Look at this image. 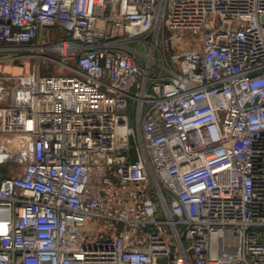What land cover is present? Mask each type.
I'll return each mask as SVG.
<instances>
[{
    "label": "built area",
    "instance_id": "2783aa9c",
    "mask_svg": "<svg viewBox=\"0 0 264 264\" xmlns=\"http://www.w3.org/2000/svg\"><path fill=\"white\" fill-rule=\"evenodd\" d=\"M0 53V264H264V0H0Z\"/></svg>",
    "mask_w": 264,
    "mask_h": 264
},
{
    "label": "rangeland",
    "instance_id": "374dc122",
    "mask_svg": "<svg viewBox=\"0 0 264 264\" xmlns=\"http://www.w3.org/2000/svg\"><path fill=\"white\" fill-rule=\"evenodd\" d=\"M52 34L53 37L58 36V33H56L54 30H52ZM7 56H9V54L0 53V71L10 72V73H22L32 69L34 59H27L24 57L11 59V58H7ZM40 64L42 67L46 65L43 61ZM50 71L51 73L57 74L60 72V68L56 66L54 69Z\"/></svg>",
    "mask_w": 264,
    "mask_h": 264
}]
</instances>
